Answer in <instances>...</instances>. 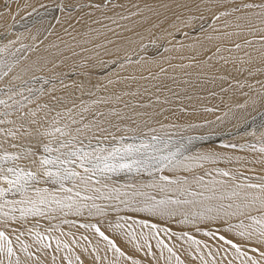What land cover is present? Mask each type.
Returning <instances> with one entry per match:
<instances>
[{
    "label": "snow or ice",
    "instance_id": "6c2138e0",
    "mask_svg": "<svg viewBox=\"0 0 264 264\" xmlns=\"http://www.w3.org/2000/svg\"><path fill=\"white\" fill-rule=\"evenodd\" d=\"M210 2L212 7L207 10L211 13L212 21H223L225 29L238 30L221 32V29L213 24V32L220 33L223 37L240 36L244 33L252 38H245L243 44L234 43L236 50L245 46L251 47L254 43H258L260 49L264 50V0H258V2L257 0H239V2L210 0ZM119 6L122 7V5ZM25 7H31V5L25 4ZM40 7L45 12L48 11L44 4ZM83 7L84 5L73 3L72 0H57L55 4L57 10L67 13L66 18L70 27L72 12ZM87 7L99 11L102 8V2L90 3ZM19 11L20 9L17 8L14 13L11 6L5 3L0 9V19L14 17L19 14ZM197 11H200L199 6ZM32 12L39 15L35 7L32 8ZM106 18L111 19L114 24L117 23L111 17ZM121 19H127V17H121ZM199 19L201 24L197 28L191 17L181 20V17L177 15L176 20L181 21L183 28L173 23L171 27L174 31L165 30L166 36L151 38L149 44L143 43L145 39L143 36L140 37V41L126 37L123 38L126 45L118 44L106 33L96 30L98 35L105 37L107 44L113 45V48H108L103 43H93L91 49L79 46L78 52L72 45H65V49H58L59 55L53 56L52 59H44L43 63L40 60L34 61L32 65L21 69L24 75H13L12 81H20L19 85L12 84L6 86V89H0V95L7 96V99H0V105L20 113L19 118L22 121L15 130L0 128V133L15 140L21 135L30 137L35 131L41 138L35 146L29 145L20 152L0 151V264H84L81 257L83 253L89 251L88 248L80 246L81 252L77 253L66 239H62L64 236L74 237L75 234L63 232L61 223L77 227V229L91 230L106 241L113 251L131 260V264H140L131 256H126L115 240L102 230L99 221L89 222L96 217L104 218L108 228L127 235L135 243L136 249L143 250L145 255L153 259L157 254L152 250L151 241L155 240V247L160 249L161 256L164 250H167L168 264H172L173 259L175 264H185V261L177 255L173 247L160 238L161 232L169 237L178 236L180 240L188 242L190 248L195 245L193 259H198L200 264H209L206 257H211V264H222V261L230 254V250L233 259L238 260L239 264H264V175H256L253 178L239 170L207 169L204 167L205 164L216 165L222 160L231 163L233 157L222 156L212 150L186 154L188 149L184 145L174 143L171 138L156 135L155 128H148V132L152 135L117 136V132L135 133L139 126L137 125V129L127 125L121 127L120 123H113L109 119V117H115L120 121L127 119L132 120L133 124L136 123L133 117L125 116L122 111L109 109L105 113L93 110L97 105L109 103L110 98L97 97L90 102L81 99L79 105L73 102L72 107H61L64 97L55 95L58 89L66 92L71 88L80 93L81 97L84 95L95 97L94 90L107 91L103 82L99 80L93 82L91 79L97 74V70L107 72L116 65L123 68L125 64H148L149 61L156 64L159 72L152 73L149 70V77L141 76L140 78L159 81L154 85L158 92L171 91L168 84L161 79L162 76L167 75V69L156 59L160 51L156 45L157 40H162L164 45H171V48L164 46V52L176 49L177 45L181 50L187 48L196 51V45H199L209 60L222 51L220 44H215L213 51V48L206 47L199 39L188 45L183 43V40L189 38V32L204 30L205 17L202 12ZM93 23L101 24V21L94 19ZM103 27L108 32L116 34L115 30L108 28L107 25ZM45 31L47 32V29ZM125 31H131V29L126 28ZM116 35L118 39H121L118 34ZM32 38L38 39L37 36ZM219 38L220 36L212 35L205 37L209 43ZM40 42L43 43V40ZM15 43L16 41H9L0 48V53L7 52L8 48ZM149 46L155 49L151 56L146 55ZM32 47L21 45V49H17V52L28 51ZM51 47L57 46L53 44ZM65 51L69 55H65ZM121 52L123 56H120ZM245 55L249 56L250 63L251 55L249 53ZM12 56L16 57V53H12ZM133 56H136L135 60ZM26 59V56L17 57L11 62L0 59V80L12 73L13 69ZM168 59L165 57V60ZM192 59H195V56ZM219 59L225 64L235 65L236 63L235 60H229L224 56H220ZM240 63L246 62L241 60ZM48 65H51L48 68V74L36 75L37 72L43 73ZM169 67L174 66L169 64ZM237 71H246L248 76L252 77L264 72V69L249 67L238 68ZM29 73L31 75H28ZM73 75L78 79H72ZM116 75L119 74L116 73ZM25 76H27L26 79ZM80 77L83 79H79ZM131 79L135 78L131 77ZM170 79L172 83H176L175 77ZM67 80H72V83H66ZM114 82L119 81L107 79L108 84ZM257 83L264 88V82L257 81ZM237 85L240 88L245 87V84L240 81H237ZM247 87L252 88V85L248 84ZM145 91L147 92V89ZM45 95L49 97V100L43 104L37 103ZM133 95L136 94L133 93ZM242 95L248 99L238 107L247 108L251 97L247 92ZM16 96L22 99L16 100ZM121 99V96H115L117 102ZM8 100H12L13 104H9ZM33 103L36 104L35 108L24 111L29 104ZM164 103L168 101L165 100ZM252 104L255 106L256 101L252 100ZM124 107L129 108L130 105L125 103ZM131 107H145V105L138 104ZM40 112L44 115L37 118ZM12 114V111L0 112V117L5 118L0 119V124L15 125V120L7 119ZM159 114L136 113L138 116H148L149 120L153 115ZM89 115L91 119H88ZM44 123H47L48 127H44ZM144 124L147 126L148 120H145ZM73 125L78 126L73 128ZM32 126H35V129ZM190 127H198V125H190ZM259 127L264 129V122ZM251 134L256 135L255 130ZM261 135L264 136V132H261ZM129 139L133 142H127ZM191 139L189 138V144ZM10 146L20 147L15 143ZM225 147H240L243 150L245 146L232 144ZM247 148L256 150V145L249 144ZM0 149H3V142H0ZM258 151L264 153V141L261 142ZM241 159V157H235L237 162ZM20 161H28V164H21ZM197 168L202 169L203 174L191 177L179 175L182 172L192 173ZM166 172L171 175L165 174ZM120 173L136 175L147 173L151 180L147 183L120 185L113 180V177ZM206 176L209 179L205 180ZM121 212L128 215L120 216ZM254 212L257 214L253 215ZM112 213L118 217L115 221L108 219ZM139 213H146L147 217L134 219L133 216ZM69 216L86 218L82 223L77 224L75 220L67 219ZM61 217H63L61 223H53ZM157 218L165 223L173 221L181 225H191L195 232L202 231L201 222L203 221L219 222L216 224V231H212L209 227L204 234L216 239V253L223 255L218 260L209 245L198 240L190 231L176 233L169 226L161 228ZM234 219L237 223H232ZM42 221L45 223H41ZM57 232L59 235H55ZM235 236L240 237L239 242L234 239ZM27 237L32 238L31 243L25 239ZM81 239L87 241L88 237L82 236ZM53 241H55L54 245ZM203 248H209L207 254L202 251ZM249 248L252 255H249ZM92 251L97 250L94 248ZM58 253L61 255L58 256ZM96 258L99 259L98 256ZM228 264H233V261L229 260Z\"/></svg>",
    "mask_w": 264,
    "mask_h": 264
},
{
    "label": "bare ground",
    "instance_id": "6f19581e",
    "mask_svg": "<svg viewBox=\"0 0 264 264\" xmlns=\"http://www.w3.org/2000/svg\"><path fill=\"white\" fill-rule=\"evenodd\" d=\"M83 1L85 0H75V2L81 3H83ZM56 2L57 0H0V6L7 3L11 6L14 13L16 12L17 8L20 9L18 15L0 19V48L8 44L9 41H16L15 44L18 45L26 42L28 46H33L23 55L26 56L27 59L22 60L20 64H18L13 69L12 73L4 77L0 81V86H10L12 84L19 85L20 81H12L11 77L13 75H24L21 72V69L32 65L34 61L40 60L43 63L44 59H52L53 56L59 55L58 49H65V45H72L78 52L80 51L79 46L91 49L93 47V43H103L106 44L108 48H113V45L107 44L105 37L103 35H98L96 30H99V32L101 33H106L109 38L116 41L118 44L126 45V41L123 39L126 37H130L134 41H140V37L143 36L145 37L143 42L145 40L149 41L154 37H159V27L164 29L160 32L161 35H167V31L169 30L174 31V29L171 27L173 23H176L181 28H183L181 21L176 20L177 15L181 17V20L187 19L189 17H191L192 19L193 17H199L201 12L206 18L212 17L211 13L207 10V8L212 7V3L210 2V0H118L111 3V5L107 8H102L99 11L95 8H87L81 13L74 12V15H72V19L70 22L72 25L71 27L69 26V21L66 18L67 13H61L59 10H54L53 14L49 15L50 23L52 21L53 22L51 23L52 25H49L51 27L46 26L47 32L45 31V29H43L36 35L34 29H29V27L34 23H38L40 19H44L47 16H38V19L32 22H27L17 27L14 26V23H16L21 18L23 19V16L25 14L31 13L33 7L38 9L40 8L41 4H44L46 6L53 5ZM237 2H239V0H237ZM25 4H30L31 7H25ZM119 5H122V7H120ZM197 6H199V12L197 11ZM106 17L115 19L117 23H112V20ZM121 17H127V19H121ZM94 19L100 20L101 24L93 23ZM234 22L235 21L233 20V23ZM103 25H107L108 28L114 29L115 33L118 34L121 39H118L116 34L108 32L107 29L103 27ZM215 27L221 29V32L238 31L234 28L225 29L223 26V21H217L215 23ZM126 28L131 29V31H125ZM65 29H67V31H65ZM183 30L186 31L187 29ZM20 31H24V33H18ZM137 33H139V35H137ZM207 35H212L213 37L220 36V38L214 39L211 43H209L205 39ZM33 36H37L38 39L33 40ZM245 38L251 39L252 37L244 33H242L240 36L233 35L230 37H223L220 33L213 32L212 27L209 31H207V33L198 34L192 37L189 36L188 39L183 40V43L185 45H188L194 43L197 39H199L206 45V47L213 48V51V46L215 44H220L222 46V51L214 56L211 60H209L208 57L204 55V50L200 49L199 45H196V51H192L191 49L187 48L181 50L179 49L178 45L176 49L169 52L160 53V50V52L156 55V59L160 64L163 65L164 68L167 69V75L162 76L161 79H163L164 82L168 84L169 88H171V91L163 90L158 92L154 85L158 84L159 81L140 78L141 76L149 77L150 71L152 73L159 72V68L156 66V64L149 61L148 64H125L123 68H120L119 65H116L114 67L115 70L109 71L108 73L103 72L102 74H104V76L100 77L99 81L103 82L106 85L107 91L100 89V93L102 92V90L104 93H101V95L97 96L104 97V95H108L109 93H111V102H109V104H116V107L114 109L122 111L125 116L133 117V119L136 120L135 124L132 123V120L127 119L123 121L119 120L117 123H120L121 127L127 125L133 129H137L138 125V130L135 133L147 134L148 128L150 127L155 128L157 130L156 132L158 133L169 132V130H172V122L176 121V119L179 118L177 113L180 112L182 108L190 111L193 110V119L206 123L202 128L204 131H215L220 129L224 125H234L237 121H241L242 119H244V117H252V115L264 108V88L261 87L260 83H257V81L264 82V72L257 73L255 76L249 77L247 72L244 71L247 75V80L243 82V84L245 83V87L240 88L237 85V81L242 82L241 80H239V74L241 71H237L238 68L251 67L254 69H264V54H262L264 53V50L260 49V45L258 43H254L251 47H242L240 50H236L234 48V43L243 44V40ZM41 40H43V43L40 42ZM53 44L57 47H51V45ZM13 45L8 48V51L12 48ZM229 49L231 51H229ZM245 53H249L251 55L252 59L250 63L248 62L249 56L245 55ZM65 55H69V53L65 51ZM82 55H87V53H82ZM120 56H123V52L120 53ZM193 56H195V59H192ZM220 56L228 57L229 60H235V65H233L232 63L225 64L223 60L219 59ZM165 57H168L169 59L165 60ZM104 58L109 59L108 57ZM135 59L136 56H133V60ZM241 60L245 61L246 63L241 64ZM110 62L111 61L109 60V63ZM169 64L173 65L174 67H169ZM49 67H51V65L45 67L43 73L37 72L36 75L40 76L48 74ZM116 73H118L119 75H116ZM28 75H31V73H29ZM131 77H134L135 79H131ZM170 77H175L176 83H172ZM222 77L224 79H221ZM24 78L26 79L27 76H25ZM75 78L78 79L77 77ZM108 78L112 79L113 81L119 82L108 84ZM246 83L252 85V88L247 87ZM4 88L6 89V87ZM145 89H147V92L145 91ZM68 90L66 91V95H64L65 93L61 94V90L59 89L56 92L57 94L59 93V96H64V103L65 100L71 102V100L73 101L74 99V102L79 105L80 100L83 98V100L86 102L90 101V97L81 98V95L78 92H74L75 98L71 97L70 99L69 96H71V93L73 92H69V94H67ZM244 92H247L249 94V97H251V99L248 100V107L242 108L237 112H231L232 108H235L234 105L230 107L231 103H236L238 101L244 103L245 100L248 99L247 97L242 95V93ZM133 93H135L136 95H133ZM173 93H176V95H173ZM116 95L122 97L121 101L117 102L115 100ZM2 96L3 99H7V96L0 95V97ZM46 96L47 95H45L44 97ZM16 97L15 99L18 98ZM44 97H42L41 99H43ZM157 97H159V100H157ZM131 98L133 99L132 101ZM41 99L39 100V102L41 101ZM165 100H167L168 103H164ZM252 100L256 101L255 106H253ZM125 103L129 104L130 107L125 108ZM138 104H144L145 107H131ZM34 105L35 103L29 104L27 108L24 109V111H27L28 108H32V106ZM72 105L73 104L60 106L72 107ZM107 107L108 104H101L95 106L93 110L104 111L105 113H107L109 111ZM175 108L177 109V111H175ZM5 109L6 108L2 107V105L0 106V112L6 111ZM136 113L160 114L153 115L149 120L148 116H138L136 115ZM170 114L173 115L171 116ZM43 115L44 113L40 112L37 118ZM19 117L20 113L14 111L13 114L7 119L15 120L16 124L13 125L4 123L0 124V128L5 130H15L22 122ZM261 117L262 116H260L259 118ZM112 118L115 117H109V119ZM0 119L5 118L0 117ZM77 119H79V117H77ZM88 119H91L90 115L88 116ZM145 120H148L147 126L144 124ZM214 120L217 121L213 122ZM258 121H260V119ZM161 125H164V127H161ZM253 125V123H250L242 130L246 131L248 127H251ZM77 126L78 125H73L72 127L75 128ZM32 127L33 129H35V126ZM44 127H48L47 123H44ZM112 131H115V129H112ZM117 134L129 135L132 133L117 132L116 135ZM228 136L229 134L223 136V138L220 136H211L207 139L202 140L193 139L188 145L192 146L195 150L197 149V151L212 150L220 153L222 156L233 157V161L231 163H226L222 160L216 165L205 164L204 167L207 169L222 168L239 170L248 177H253L254 175H264V153H260L258 151L259 147L256 146V150L248 149V143L247 145H244L245 147L243 150L240 147H225L226 143H224L223 140L224 137H231ZM39 139L41 138L36 135L35 131H33V134L30 137H24L21 135L18 139L15 140H13L10 136H6L4 133H0V142H3V149H0V151L7 150L9 152H20L25 147H28L31 144L30 140L35 141L34 143L37 144V141ZM200 141L202 142L200 143ZM13 143L20 145V147L12 148L10 145ZM199 147L201 148L198 149ZM193 149L191 148V150H188L186 154H190ZM235 157H241L242 159L237 162L235 160ZM20 163L27 165L28 161H20ZM201 172H203V170L197 168L192 173L182 172L180 174L189 175L191 177L193 175L200 174ZM165 174L171 175V173L167 172ZM207 179H209V177L206 176L205 180ZM113 180L120 185H122L120 182L125 181L120 179L117 180L115 178H113ZM126 181L129 180L127 179ZM147 190L152 191L151 189ZM256 214L257 213L255 212L253 213V215ZM119 215L126 216L128 214L121 212ZM145 217H147L146 213H139L133 216L134 219ZM85 218L86 217H67V219L69 220H75L77 224L82 223ZM62 219L63 217L56 221H53V223H61ZM108 219L115 221L116 219H118V217L115 213H112L108 217ZM177 219H179V217H177ZM97 221H99L102 225V230L105 231L106 235L115 240L116 244L121 248V250L126 253V256H131L133 259L140 262H147V264H168L166 258L169 254L167 250L165 249L163 252V256H161L160 249L155 247V240L151 241L153 245L152 250L157 254L156 258L153 259L151 256L145 255V252L143 250L136 249L135 243L132 242L127 235L108 228L106 226L104 218L96 217L89 220V222L91 223H96ZM157 222L162 223L158 218ZM172 222L173 221H168V223H170L169 226L173 227V225H171ZM245 222L247 223V221ZM41 223L45 222L42 221ZM217 223L219 222L210 220L201 222V232H195L191 225H180L174 227V229L177 228V230L174 232L180 233L181 231H185L187 229L190 230L191 234L194 235L198 240H201L209 245L213 252V255L216 256V258L219 260L221 255L223 254L216 253V239L204 234L207 231L206 229L209 227H214V230L212 231H216ZM232 223H237V220L234 219ZM61 228L65 233L72 232L75 234L74 237L64 236L62 237V239H66L68 243L75 248V251L77 253L81 252L80 246H86L88 248L89 251L83 253L81 257L84 261V264H131V260L129 261L128 259H126V257H122L119 255V253L113 251L107 245L106 241H104L98 236V234H95L91 230L86 231L82 228L77 229V227H70L69 225H65L62 223ZM221 231H223V229H221ZM55 235H59V233L57 232L55 233ZM82 236H87L88 240L85 241L81 239ZM160 238L163 239L166 244L174 248L177 255H179L181 259L185 261V264H188L189 262L200 264V261L198 259H193L195 245H192L190 248L189 243L180 240L178 236L169 237L163 232H161ZM25 239H27L29 243L32 242L31 237H27ZM234 239L238 242L240 241V237L238 236H235ZM140 242L142 243V241ZM54 244L55 241H53V245ZM94 248L97 251H92ZM202 251L207 254L209 248H203ZM248 252L249 255H252L251 248L248 249ZM57 255L60 256L61 254L58 253ZM97 256L99 257V259L96 258ZM206 258L209 260V264H211V257ZM229 260H232L233 264H239L238 260L233 259L231 250L230 254L222 261V264H228ZM172 264H175L174 259L172 261Z\"/></svg>",
    "mask_w": 264,
    "mask_h": 264
},
{
    "label": "rangeland",
    "instance_id": "374dc122",
    "mask_svg": "<svg viewBox=\"0 0 264 264\" xmlns=\"http://www.w3.org/2000/svg\"><path fill=\"white\" fill-rule=\"evenodd\" d=\"M76 1H78V0H76ZM116 1H118V0H85V1H83V3H81V2H75V0H72L73 3H77L79 5H84V7L82 9L77 8L76 10H74L72 12V15H74V12H80V13L83 12V10L89 8V7H87V5L90 4V3H101L102 2V8L104 9V8H107L108 6H110L111 3L116 2ZM55 4L56 3H54L53 5H46V7L48 9L47 12H45V10L43 8H41V7L38 8L37 10L39 11V15H36L33 12H31L29 14H25L23 16V19L21 18L16 23H14V26L17 27L19 25H23L24 23L32 22V21L38 19V16H45V17L47 16L44 19H40L38 21V23H36V24L34 23L32 26L29 27V29H34L35 32H36V35H37L39 33V31H42L43 29H46V26L49 27V25H52L51 23L53 21L50 23L49 15L53 14V11L54 10H57L55 8ZM2 6H0V9H2ZM193 21H194V24L197 26V28H199V26L201 24V21H200L199 17H193ZM216 22H213L212 21V17H207V18L205 17V20L203 21L204 30L203 31H198V32H189V36L192 37V36H195V35H198V34L207 33V31H209L213 27V24H215ZM159 28L160 29L158 31V34H159L158 36L159 37L166 36V35H161L160 34V32L162 30H164V29L161 28V27H159ZM24 31H20L18 33L23 34ZM169 31H172V30H169ZM143 43L149 44V41L145 40ZM21 45H27V44H26V42H24L22 44H19V45L18 44H14L12 46V48L9 49V51H7L5 53H0V59L5 60L6 62H11L12 60L16 59L17 57L23 56L26 51L21 50L20 52H17V49H21ZM156 45H157V47L160 48V50H161V52L159 51L160 53L164 52L163 51V47L164 46H167V47L171 48V45H164V42L162 40H157L156 41ZM154 52H155V49L153 47L149 46L148 53L146 55L151 56ZM12 53H16V57H13L12 56ZM112 70H115V68L112 69ZM108 72L109 71H107L106 73H108ZM102 73H103L102 71L97 70V74L93 75L92 78H91L92 81L95 82L97 80H100V77L104 76V74H102ZM244 73L245 72H240V74H239V76H240L239 80L242 81L241 83H243V82H245L247 80V75H246V73L245 74ZM74 76L75 75H73L72 79H76L75 78L76 76L75 77ZM243 78H245V79H243ZM81 79H83V77H81ZM66 83L71 84L72 83V80L71 81L70 80L69 81L67 80ZM246 84L248 85V83H246ZM4 87H6V85L0 86V89H5ZM89 87H91V85H89ZM94 91H96V93H97L96 94V97H98L99 95H101V93H104L103 90H102L101 93H100L101 90H94ZM69 92L70 93L73 92V93H71V96H69V98L70 99H71V97L72 98H75V96H74L75 95L74 94L75 91L73 89H71V90L69 89L68 92H67V94H69ZM61 94L66 95V92H62L61 91ZM110 94L111 93H109L108 95H104L103 98H110V100H111ZM55 95H58L59 96V93L58 94L56 93ZM17 97H16L17 98L16 100H20L21 99L20 96H17ZM83 97L86 98V97H89V96L84 95ZM83 97H81V98H83ZM96 97H90V101L92 99L96 98ZM0 99H3V96L0 97ZM48 99H49L48 96H46L43 99H41V101H40L41 104H43V102L44 103L47 102ZM132 100L133 99L131 98V101ZM40 102L38 101L37 103H40ZM73 102H74V99H73V101L71 100V102L65 100V103L63 101L61 105H67V104L68 105H71V104H73ZM8 103L9 104H12V100H8ZM240 103L241 102H239V101L236 102V103L235 102L234 103H231L230 107H232L233 105L235 106V108H232L231 112H237L238 110L242 109V108L238 107V105ZM107 104H108V107H107L108 109H114L116 107V104H112V103H110V104L107 103ZM35 105L32 106V108H35L36 107ZM236 106H237V108H236ZM2 107H4V106L2 105ZM5 110L6 111H13L14 112V110H12V109H5ZM175 111H177L176 108H175ZM170 115L172 116L173 114H170ZM177 115L179 116V118H177L176 121H173L172 122L173 123L172 130H169V132H162V133L156 132L155 134L156 135L163 136V137H166V138H171L174 143H179L181 145H184L188 150H191V148L193 149L192 146H189L188 145L189 144V138H192L191 140H193V139L202 140V139H207L208 137H211V136L212 137L220 136V137L223 138V136L229 134L228 137H230V136L231 137L230 138L224 137V140H223L224 143H226V145L236 144L238 146L239 145H243L244 146V145H247V143H248V145L249 144H255L257 147H260L261 142L264 141V136L261 135V132H264V129H262V128L259 127V125L262 122H264V117H263V115H264V108L261 109L260 111H258L257 113H255L254 115H252V117H250V116L249 117H244V119H242L241 121H237L234 125H224L220 129L215 130V131L214 130H212V131H204L202 128H203V126L206 123L200 122L199 120H196V119H193V117H192L193 116V110L190 111V110H186V109H183L182 108V110L180 112H178ZM260 116H262L261 117L262 120H261V118H259ZM256 118H257V120H256ZM259 119H260V121H258ZM110 120L113 123H117L119 121L117 118H112ZM216 121L217 120H214L213 122H216ZM250 123H253L254 125L251 126V127H248L246 129V131L242 130L243 128H245L246 126H248ZM190 125H198V127H190ZM253 130H255L256 135H252L251 134ZM133 134H135V135H152V133H149V132L147 134L132 133V134H129V135L128 134H125V135L131 137ZM120 135L121 134H117V136H120ZM34 142L35 141L30 140V143H31L30 145L35 146L36 144ZM127 142L131 143L133 141L131 139H129ZM201 142L202 141H200V143ZM93 143H95V141H93ZM201 147H199L198 149H200ZM35 150H39V149H35ZM193 151L195 152V151H197V149L196 150L193 149L190 152V154L193 153ZM200 174H203V172H201ZM179 175H183V174H180L179 173ZM254 177H255V175L253 176V178ZM113 178H115L117 180H119V179L120 180H125V181L127 179L129 180V181H126V182L125 181L124 182H120L122 185L123 184H131V183H141V182L147 183V182H149L151 180V177L147 173H143L142 175H136L135 173H132V174L120 173L118 176L113 177ZM160 222H162V223H160L161 224V228H164L165 226H167V225L169 226L170 225V223H168V222L167 223H165L163 221H160ZM174 223L175 222H172V224H171V225H173V227L172 226H169V227H171V229H172L173 232L177 230V228L174 229V227L181 225V224H177V223L174 224ZM211 229L214 230V227H211ZM206 230H208V228ZM185 231H190V230L187 229ZM178 232H179V230H178ZM187 262H189V261H187ZM189 263H191V262H189ZM140 264H147V262H143L142 261V262H140ZM191 264H194V263H191Z\"/></svg>",
    "mask_w": 264,
    "mask_h": 264
}]
</instances>
